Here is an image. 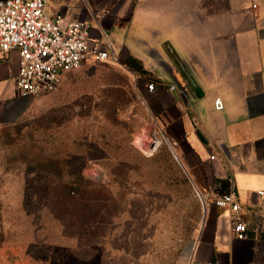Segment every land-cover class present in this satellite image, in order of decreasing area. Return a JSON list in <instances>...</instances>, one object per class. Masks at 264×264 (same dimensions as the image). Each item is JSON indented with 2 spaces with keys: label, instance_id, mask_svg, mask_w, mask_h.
I'll return each instance as SVG.
<instances>
[{
  "label": "crops",
  "instance_id": "obj_1",
  "mask_svg": "<svg viewBox=\"0 0 264 264\" xmlns=\"http://www.w3.org/2000/svg\"><path fill=\"white\" fill-rule=\"evenodd\" d=\"M46 9L64 23L87 20L93 38L112 43L148 126L177 153L189 212L176 264H264V0H48ZM20 67L19 50L0 53V129L35 100L19 93ZM174 76L200 92L187 103L170 89ZM222 179L241 204L246 237L215 203L227 192ZM94 248L100 255L101 243ZM88 256L82 264H102Z\"/></svg>",
  "mask_w": 264,
  "mask_h": 264
},
{
  "label": "rangeland",
  "instance_id": "obj_2",
  "mask_svg": "<svg viewBox=\"0 0 264 264\" xmlns=\"http://www.w3.org/2000/svg\"><path fill=\"white\" fill-rule=\"evenodd\" d=\"M149 122L129 69L90 61L1 128L0 264H176L189 193Z\"/></svg>",
  "mask_w": 264,
  "mask_h": 264
},
{
  "label": "built area",
  "instance_id": "obj_3",
  "mask_svg": "<svg viewBox=\"0 0 264 264\" xmlns=\"http://www.w3.org/2000/svg\"><path fill=\"white\" fill-rule=\"evenodd\" d=\"M48 0H0V53L19 50L21 67L17 76L20 95L37 98L57 89L64 76L86 62L117 63L119 55L109 40L93 38L91 24L82 18L63 22V13L49 14ZM153 90L156 84L151 82ZM174 84L170 89H175ZM222 107L221 100H217ZM226 207L235 234L246 237L247 223L240 214L241 204L232 191L215 197Z\"/></svg>",
  "mask_w": 264,
  "mask_h": 264
},
{
  "label": "water",
  "instance_id": "obj_4",
  "mask_svg": "<svg viewBox=\"0 0 264 264\" xmlns=\"http://www.w3.org/2000/svg\"><path fill=\"white\" fill-rule=\"evenodd\" d=\"M173 84L176 86V88L180 91V93L183 96V99L188 103L192 98H195L197 93H199L200 91L196 89V86L193 84L191 85V83L188 81L183 82L181 80H179L176 76H174L173 79ZM175 88V89H176ZM220 99L221 103H222V107H218L217 104V100ZM216 107L218 109H222L224 107V102L222 101L221 98H217L216 99ZM160 143V142H159ZM157 144L156 142H153V144L151 145V148H156Z\"/></svg>",
  "mask_w": 264,
  "mask_h": 264
},
{
  "label": "trees",
  "instance_id": "obj_5",
  "mask_svg": "<svg viewBox=\"0 0 264 264\" xmlns=\"http://www.w3.org/2000/svg\"><path fill=\"white\" fill-rule=\"evenodd\" d=\"M127 64L129 66L131 65L130 60H128ZM220 182H221V189H222V191H228L229 190V181L226 180V179H222V180H220Z\"/></svg>",
  "mask_w": 264,
  "mask_h": 264
},
{
  "label": "bare ground",
  "instance_id": "obj_6",
  "mask_svg": "<svg viewBox=\"0 0 264 264\" xmlns=\"http://www.w3.org/2000/svg\"><path fill=\"white\" fill-rule=\"evenodd\" d=\"M156 141H159V140H156Z\"/></svg>",
  "mask_w": 264,
  "mask_h": 264
}]
</instances>
